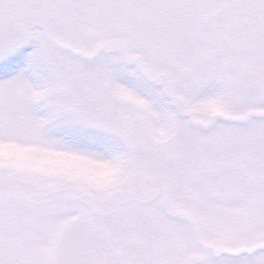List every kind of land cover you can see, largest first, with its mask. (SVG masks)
<instances>
[{
    "label": "snow or ice",
    "instance_id": "6c2138e0",
    "mask_svg": "<svg viewBox=\"0 0 264 264\" xmlns=\"http://www.w3.org/2000/svg\"><path fill=\"white\" fill-rule=\"evenodd\" d=\"M0 264H264V0H0Z\"/></svg>",
    "mask_w": 264,
    "mask_h": 264
}]
</instances>
